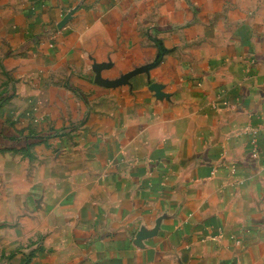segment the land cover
I'll list each match as a JSON object with an SVG mask.
<instances>
[{"label":"crops","instance_id":"0c3cea01","mask_svg":"<svg viewBox=\"0 0 264 264\" xmlns=\"http://www.w3.org/2000/svg\"><path fill=\"white\" fill-rule=\"evenodd\" d=\"M49 130L0 151L30 264H264V0H0V149Z\"/></svg>","mask_w":264,"mask_h":264},{"label":"rangeland","instance_id":"374dc122","mask_svg":"<svg viewBox=\"0 0 264 264\" xmlns=\"http://www.w3.org/2000/svg\"><path fill=\"white\" fill-rule=\"evenodd\" d=\"M66 133L65 130H49L41 132L40 134L38 133L36 136H31L33 142H29L30 140L27 139L20 145H16V147L22 148V152L16 154L20 155L23 159H28L31 155H35L40 167L43 162L45 163L46 159L54 155L61 158L64 143L61 145L60 140H62V136L66 135ZM28 144L32 145L29 146ZM39 199H41L40 196L38 197V204L40 205L42 201ZM40 225L41 229L39 228L37 239H33L34 235L30 233L28 226H22L24 233L22 231L21 239L20 234H16L17 237H14L13 225L1 224L0 232L3 230H6V232L3 235L0 234V244L3 245L2 250H0V264H18V262L19 264H30L32 258L30 251H37L44 248V230H42V224Z\"/></svg>","mask_w":264,"mask_h":264},{"label":"trees","instance_id":"16d2710c","mask_svg":"<svg viewBox=\"0 0 264 264\" xmlns=\"http://www.w3.org/2000/svg\"><path fill=\"white\" fill-rule=\"evenodd\" d=\"M29 146H31L32 144H28ZM1 151H11L13 153H20L22 152V148H18V147H11V148H3L0 149Z\"/></svg>","mask_w":264,"mask_h":264}]
</instances>
